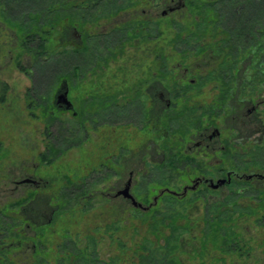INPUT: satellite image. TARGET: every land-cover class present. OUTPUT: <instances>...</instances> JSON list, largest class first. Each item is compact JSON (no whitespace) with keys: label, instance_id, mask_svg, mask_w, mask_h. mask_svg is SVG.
Instances as JSON below:
<instances>
[{"label":"rangeland","instance_id":"obj_1","mask_svg":"<svg viewBox=\"0 0 264 264\" xmlns=\"http://www.w3.org/2000/svg\"><path fill=\"white\" fill-rule=\"evenodd\" d=\"M29 1L0 0V94L4 86L7 87L5 100L3 104H0V210L15 201L21 199L26 201L23 208L14 210L12 216L17 217L16 222L19 231L24 233L27 238H35L44 246L39 245V243L35 245L44 248L46 252L44 255L47 256L49 263H53L55 252L60 251L64 243L68 244L66 245L67 249L71 247L70 242L73 241L78 247H83L87 241L83 236L92 234L93 229L101 228V231L103 226L110 224L113 220H119L122 224H128L130 220L133 221L135 209L130 202L122 198L113 199V195L126 182L130 172L134 175V188L131 195L137 202L144 207L156 206L161 211L172 209L182 215V221H190L192 230L184 233L181 238L186 251L191 249V245H196L194 241L189 240L198 235L199 230L203 228V218L207 206L218 205L230 196H243L240 198V202L246 206L247 197L253 194L257 195L258 192H264V186L261 187L264 182L255 180L247 185L245 182L240 185L233 184L236 187L230 193L224 189L219 192L220 194H215L201 187L196 192H188L185 196H181L185 186L191 185L194 179L201 177L198 174L199 171L208 172V177L214 181L223 178L224 173L222 174V172L229 169L245 174H264V92L258 94L257 98L252 97L262 104L256 110V119L247 122L249 121L245 116L247 107L243 103L240 106V101L244 98L241 94L242 97L238 99L241 89L237 90L233 98L215 117V125L221 132V138L213 145L215 151L209 149L206 154L202 148L191 152L194 162L188 164L190 167L183 168V164L181 162L176 163L175 159L166 157V161H164L159 142H153L152 137L147 139V136L149 137L148 126L140 129V125H143L146 118L144 113L151 104L150 101L154 98V94L145 95L143 89L139 92L140 95L131 101L133 89L141 87V85H135L139 78L144 77L139 75H144L146 68L141 65V57L139 58L142 49H127L123 53L122 59L124 58V61L122 63L103 64L102 66L105 67L101 71L104 72L107 80H104V86H111L120 90L127 88L126 91H121L123 96L119 98L120 103L114 105L117 111L113 116L115 119H119L118 124L121 129L118 142H114V138L111 137V129L114 128L111 122L108 121L103 129L96 130L98 122L101 119L105 120L102 116L111 115L110 110L115 111L109 107L112 104L106 105L107 110L103 109L101 112L97 107L99 102L93 101V103H89L88 107H91L88 111L80 112L81 105L85 100H79L80 88L77 85L76 89L74 88V106L80 119L85 118V129L80 135L72 128H76L77 123L72 120L71 114L65 111L57 112L54 108L55 90L60 85L59 79L62 76L65 77L67 73V64L65 65V72L62 64H57L54 60L39 64V69H35L32 67L31 58L23 56L21 58L23 70L19 71L15 65L20 38L19 32L11 28L10 22L13 21L15 24L16 20H20L19 12L24 9ZM44 1L40 0V2ZM125 1L128 0H117V5L114 8L109 5L105 11L101 10L100 14L98 13V19L101 16L103 18L96 22L97 24H89V27L81 30L77 26L67 23H64L63 27L59 26L52 38L53 50L61 51L65 48L66 41L75 40L74 35H72L73 28L85 32L88 36L91 35L92 38L86 43L87 47L71 50L70 53L73 56L70 55L69 59L70 67L73 66V62L81 63L76 76L87 77L84 74L85 70L92 71L96 64L99 66L101 60L106 61L107 59L109 61V58H106L108 53L106 51L110 48L105 51L101 48L100 41L102 40V44H107L111 48L114 47L111 46L112 43L108 39L112 35L111 33L116 34L114 32L116 30H122L128 25L135 27L139 24L136 21L149 20L152 21V24L149 26L148 32H186L183 34L186 35L183 40L190 43L188 46L183 45L181 47L194 56L187 61L189 66L186 68L188 70L187 78L202 87L196 93L197 97L194 96L191 99L186 95L179 102L173 100L172 104L175 102V110H177L180 108L179 105L185 101L186 103L198 101L201 102L199 106L204 103L218 112L219 108H217L216 103L219 99L217 96L218 90L222 87L217 84L216 79L208 76V73L216 68L219 61L215 55L218 45L213 42L216 39L208 38L199 45V48L203 47L204 51H199L194 42L196 37L193 36L195 32L194 23L197 19L196 12L191 13L183 0L184 8L173 13H168L167 10L174 7L179 0H174L173 3L169 0H137L140 3L139 6L116 11L123 4L126 6ZM130 1L136 5L135 0ZM201 1L203 2V0ZM20 7H22L21 10ZM111 11L113 13H110ZM164 11L167 14L162 17ZM114 13H118V15L111 16ZM156 22L158 23L156 24ZM157 25L159 29H157ZM121 34L119 32L118 35ZM98 35L104 37H100L98 41ZM106 35L108 36L106 37ZM77 41L78 39H76L75 44L79 43ZM74 57L79 61L77 62ZM62 59L64 60V55ZM241 65L242 68L240 67L238 74L240 80L244 79L243 74L246 70L245 63L242 62ZM174 69L177 73L178 69ZM123 70L125 72H122ZM177 75L179 78L183 77V69H180ZM85 82H88V78H84V82L82 81L80 84L85 86L87 85ZM92 83L93 88H95L96 83ZM195 97L197 100H194ZM43 104L46 106V110L48 109L44 113L41 111L42 109L36 107L39 105L42 107ZM158 111V102H155L150 121L158 120ZM99 114L101 119H99ZM131 115H133L134 121L137 122L138 120L139 123L132 124L129 120L132 119ZM183 117L176 119V117L171 116L174 120L172 133L176 132L177 127L183 130L185 126V118ZM186 118L192 123V115H186ZM260 118L263 123H260ZM70 125L73 131L72 137L69 136ZM174 139L171 140V145L176 142ZM191 139L192 141L190 140L187 146H192L198 137L192 136ZM223 140H225L224 144L222 143ZM227 141L230 142L231 159H226L225 153L221 154L220 152L222 145L227 147ZM49 146H52L54 153L59 156H55L54 160L55 154L52 153L48 159L53 160V162L47 166L40 162L39 157L45 155ZM118 146L120 147L118 148ZM27 178L40 182V185L20 184ZM81 182L84 183V189L86 186H90L89 193L91 192L93 195L88 196L91 198V207L87 209L74 207L73 213L67 212V215L58 216L56 212L59 208L57 201L59 195L73 196L80 193L78 188ZM164 190L178 195L162 194ZM142 191L147 193L146 202L142 201ZM30 197L31 200H29ZM154 198H157L155 204H153ZM80 210L83 212L80 213ZM40 226H46L49 233L43 238L39 235L40 230L43 231ZM242 226L243 230L245 229L242 239L244 241L249 240L250 245L255 250L250 259H238L236 257L233 264H264V247L260 243L262 231L254 224L244 223ZM64 234L67 237L63 239L61 236ZM259 245L260 247H258ZM98 249L100 250L99 261H107L111 257L109 254L111 249L108 247L107 239L100 242ZM33 252L32 245L26 243L22 253H12L10 257L18 258V261L26 263ZM212 254L216 256L217 252L214 251ZM214 264L218 263L215 262Z\"/></svg>","mask_w":264,"mask_h":264},{"label":"trees","instance_id":"obj_2","mask_svg":"<svg viewBox=\"0 0 264 264\" xmlns=\"http://www.w3.org/2000/svg\"><path fill=\"white\" fill-rule=\"evenodd\" d=\"M125 2L126 6L123 4L116 11L140 4L137 0H135L136 5L130 0ZM109 5L114 8L117 0H45L44 2L30 0L19 12L20 20H16L15 24L13 21L10 22L11 28L19 32L20 38L18 55L15 59L17 69L23 70L21 65L23 56L31 58L32 67L35 69H39V64L50 60L62 64L64 50H53L52 43L57 28L63 27L64 23L77 26L79 30L89 27V24L96 23L99 10L105 11ZM186 6L191 13L196 12L197 24L194 23L193 35L196 37L194 40L196 46L199 48L200 43L208 38L216 39L213 42L218 45V49L214 50L219 61L216 68L208 73L209 78L218 79L220 87L231 88L234 85H241L244 98L264 92V0L210 2L187 0ZM189 43L182 40L184 46H188ZM199 51H204V48L200 47ZM183 52L187 53V50ZM242 62L245 63L246 68L243 74L244 81L242 83L225 81L226 78L239 77ZM6 88L4 86L1 91L0 104L5 100ZM227 90L228 87L219 91L217 96L219 100L216 103L219 110L224 109L229 95ZM36 94L39 95L38 92ZM36 107L42 109L43 113L48 110L44 104L42 107L40 105ZM52 153L54 148L49 146L45 155L39 157L40 162L47 166L51 165L53 160L48 158ZM54 154L55 160L59 155ZM170 159H175V155ZM234 187L236 186L231 185L229 189L232 190ZM89 189L90 186L84 189L81 182L78 188L80 193L73 196L59 195L57 200L59 208L56 214L58 216L67 215V212L71 214L74 207L86 209L91 207V198L84 193ZM256 194L247 197L246 206L240 202L243 196L226 197L227 199L218 205L207 206L203 228L199 230L198 235L189 240L196 244L192 246L189 242L190 250H184V243L181 242L182 235L192 230L190 221H182V215L172 209L161 211L156 206H152L147 212L134 208L133 221L130 220L128 224L113 220L103 226L101 231V228L93 229L92 234L83 236L87 239L83 247H78L73 241L70 242L71 247L67 249L68 244L64 243L60 251L55 252L53 263L48 262L47 256L44 255L46 253L44 246L39 241L37 242L35 238H27L17 229V217L12 214L14 210L21 209L25 205L26 201L21 199L0 210V264H214L215 262L233 264L236 257L250 259L255 250L249 240L242 239L244 223L254 224L262 231L260 243L264 247V192ZM31 199L30 197L29 200ZM146 199V195H143L142 201L146 202ZM40 227L43 231L40 230L39 235L43 238L49 233L46 226ZM61 237L64 239L67 236L64 234ZM103 239H107L108 247L111 249L109 253L111 257L107 261H99L98 248ZM26 243L34 248L26 263L10 257L12 253H22ZM38 243L43 247L35 246ZM214 251L217 252L216 256L212 254Z\"/></svg>","mask_w":264,"mask_h":264},{"label":"flooded vegetation","instance_id":"obj_3","mask_svg":"<svg viewBox=\"0 0 264 264\" xmlns=\"http://www.w3.org/2000/svg\"><path fill=\"white\" fill-rule=\"evenodd\" d=\"M169 1L171 3L174 2V0H169ZM179 1L174 7L169 8L167 12L173 13L175 11H178L184 8V3L182 2V0H179ZM183 1H185V3L187 2V0H183ZM99 12H101V10H99ZM118 13H114L111 16H117ZM166 14H167L166 11H164L161 16L165 17ZM102 18L103 17L101 16L100 19ZM100 19L97 18L96 22H98ZM136 22H138L139 24H137L135 27L128 25L126 26V28H123L122 30L114 31L116 32V34L111 33L113 36L110 35V38L108 40L109 42L112 43L111 46H114V47L111 48L107 44H102V40L100 41L101 48H103L105 51L106 49L110 48V50L106 51L108 52L106 58H109V61L105 58L106 61L101 60L99 62V66L96 64V66L92 68L93 69L92 71L85 70L84 74L87 77L85 76L77 77L76 72L80 70L79 67L81 66V63L78 62L79 60H77L74 57L75 60L78 62V64H76V62H73V66L70 67L69 59H70V55L73 56L70 53V51L76 50V49H83L87 47L86 43L88 42L90 38H92V36L91 35L88 36V34H86L85 32L78 31L75 28L72 29V35H74L75 40L69 39L68 42L66 41V44L64 45L65 46V48L63 49L64 50V61L62 65H63V71L65 72L66 70L65 65L67 64V70H66L67 73L65 77L63 76L59 79L58 83H60V85L55 90V100H54L55 107L54 108L57 112L65 111L67 113H70L72 120L77 123V126H75L76 128L72 127L71 125L69 126V133H70L69 136L72 137L73 135L72 134L73 131L71 127L73 128L74 131L76 130L77 133L81 135V132L82 131L84 132V129H85L84 128L85 118L80 119V117L78 116V112L75 110V106H74V91L78 85L80 88L79 90L80 99L79 100H83V99L85 100L83 101V104L81 105L80 112L84 113L85 111H88L91 107V106L88 107L90 105L89 103L91 102L93 103V101L96 103L99 102L97 107L99 108L98 110H101V112L103 111V109L107 110L106 105L108 106L112 104L109 107H111L115 111L110 110L111 115L102 116L105 118V120L101 119V115L99 114L100 116L99 119H101V121L99 120L100 122H98V126L96 130L103 129L104 126L106 127L108 121L111 122V125H113L114 127V128L111 127L112 128L111 137L112 139L114 138L113 139L114 142H118L119 136H120L119 131H121V129L118 124L119 119L118 118L115 119L113 116L115 112L117 111V108L114 107V105H118L120 103L119 98L123 96L121 91H126L127 88H123L120 90L119 88L114 89L111 86L109 87H107L106 85L104 86L103 82L104 80L105 81L107 80H106V77L104 76V72H101L102 68L105 67L102 65L106 63H110V62L111 63L113 62L122 63L124 61V58L122 59L123 53L127 49H132V48L134 50L142 49V54L139 56V58L141 57L140 58L141 65L145 66L146 69H145L144 75H139V76H144V77L139 78L137 80L138 83H136L135 85L137 86L141 85V87L135 90L133 89L131 101H133L134 98L138 97V95H140L139 92H141L143 89H144L145 95L154 94V98L151 99L150 101L151 104L149 105L148 109H146V112H145L146 114L144 113L146 118H145L143 125H140V129L148 126L147 131H148L149 137L147 136V139L152 137L153 142H159V146L161 150L163 151L164 161H166V157L170 159L172 155H175L176 163L181 162L183 164L182 165L183 168H188L190 167V165L188 164L194 162V158L192 155L193 153L191 152L193 151L195 152V150L202 149V148L205 150L206 154L208 153L209 149H212L213 152L215 151V148L213 145L217 141H219V139L221 138V132L218 130V128L215 125V119H216L215 117L218 116L217 113H220L221 110H218V112H216L213 108L208 107V105L204 103L201 104V106H199V103L201 102H198V101L196 102L189 101L188 103H186L185 101L183 104L179 105L180 106L179 109L175 110L176 105H175V102H173L172 104L173 100L174 101L176 100L179 102L180 100L185 98L186 95H188L192 99L194 96H196V93H198L200 91V88L202 87V86H199L198 83L194 84L193 80H190L187 78L188 70L186 68L189 67L187 61H189L194 56L189 53L183 52V49L181 47L183 46L182 45L183 37L186 36L183 34L184 33L186 34V32H159V31L158 32H148L149 26L152 24V21L140 20ZM157 23L158 22H156V24ZM157 29H159V26ZM119 32H121L122 34L118 35ZM116 35H117V38H116ZM107 36L108 35H106V37ZM100 37H104V36L98 35V41ZM76 39H78L77 42H79L77 44H75ZM168 67L170 70L167 69ZM174 68L178 69V70L176 69L177 73H175L176 71ZM180 69H183V75H184L181 78H179L177 75ZM95 71H98V73H95ZM122 72H125V71L123 70ZM83 77L85 79L88 78V82H85L87 83V85L85 86L80 84L82 81L84 82ZM231 80H233L234 82L244 81V79L240 80L239 77H235L233 79L231 78L225 79V81L227 82ZM216 81H218L217 84H219V80L216 79ZM92 82L96 83L95 88H93ZM227 87H228L227 92L229 95H228L225 106L228 104V101L233 98V96L235 95V92L241 89L240 85H234L231 88L229 86H223L222 89L225 90L227 89ZM220 90H218V94ZM65 94H66V100L70 103V106H68L67 104L61 103L62 99L60 98ZM241 94L242 92L240 90L238 94V99L239 97L243 96V95L241 96ZM196 97L194 98V100H197ZM255 97L257 98L258 96L256 95ZM256 98L255 99H253L252 97L244 98V100L240 101V106H242L241 103H243V105L247 107L246 115H245L247 117V120H249L247 122H250V121L252 122L254 118L256 119V115H257L256 110L262 104V102H258ZM155 102H158V106H159V111L157 113L158 120L155 119L154 121H150L151 112L153 110V106L155 105ZM226 110L227 108L225 109V112ZM189 114L192 115V123L188 121L186 118V115H189ZM131 116H132V119L130 118L129 120L132 124L139 123L138 120L137 122L134 121L133 115ZM171 116L176 117V119H178V117L185 116L183 117L185 118V122H184L185 126L183 130L177 127L176 132H173L175 134L172 133V131H174L172 129L173 128L172 122L174 120L171 118ZM78 117L79 119L77 120ZM176 122L177 124H179L178 120H176ZM260 123H263V120H261V118H260ZM209 130L210 132H208ZM83 135L85 136L86 134L84 133ZM192 136H196L198 137V139L196 142H193L192 146H189V145L187 146L190 140L192 141L191 139ZM173 138H175L174 140L176 142L171 145V142H172L171 140ZM224 141L225 140H223L222 142L223 144H224ZM229 143L230 142L227 141V147L226 145L225 146L222 145L221 150H220L221 154L225 153L226 159L231 157ZM119 147L120 146H118V148ZM223 173H224V177L218 180H223L224 184L218 185L217 188L213 189L212 185L216 184L218 180L214 181L212 180V178L208 177L209 176L208 172L205 173V172L199 171L198 174L201 177L194 179L191 185L185 186L184 188L187 191L186 193H184L183 191L184 188H183L181 196H185L188 192H196L201 187L207 189V191L209 190V192L218 194L220 191L224 189H226L227 193H230L231 190L229 189V187L236 183H239L238 185L243 184L244 182L248 184V183H253V181L255 180L261 181L262 183L264 182V174L263 175L257 174V173H249V174L246 173L245 174L243 172H238L234 169L226 170L225 172H222V174ZM133 176H134L133 173L130 172L126 182L113 195V199L122 198L123 200L130 202L129 200L123 198L122 196L115 197V195L118 192L123 191L127 187L129 188L128 193L131 195V191L134 188ZM198 179L201 180L198 186H196L195 190H190V187L194 185V181ZM39 183L40 182H36L28 178L20 182V184H27V185L31 184L35 186H39L40 185ZM263 186L264 185H262L261 187ZM84 193H86V195L88 196H93L91 192L89 193V190H87V192L85 191ZM167 193L171 194V192H168L166 190H164L162 194H167ZM146 194L147 193L143 191L141 192V195H146ZM171 195L177 196L178 194H175V195L171 194Z\"/></svg>","mask_w":264,"mask_h":264},{"label":"water","instance_id":"obj_4","mask_svg":"<svg viewBox=\"0 0 264 264\" xmlns=\"http://www.w3.org/2000/svg\"><path fill=\"white\" fill-rule=\"evenodd\" d=\"M60 99H62V101H61V103L63 104H67L68 106H70V103L66 100V94L65 95H63ZM200 179H198V180H196V181H194V185L192 186V187H190V190H195V188H196V186H198V184L200 183ZM210 182H212V181H210ZM224 184V181L223 180H218L217 182H216V184H214V185H212V188L214 189V188H217L218 187V185H223ZM128 190H129V188L127 187V188H125L123 191H120V192H118L116 195H115V197H117V196H122L123 198H125V199H127V200H129L130 201V203H131V206L133 207V208H135V209H139V210H141V211H143V212H147L149 209H150V207H151V205H149V206H146V207H144V206H142V204H140V203H138L129 193H128ZM184 193H186V189L184 188ZM171 194H173V195H175V193H172L171 192ZM157 201V198H154V200H153V203H155Z\"/></svg>","mask_w":264,"mask_h":264}]
</instances>
